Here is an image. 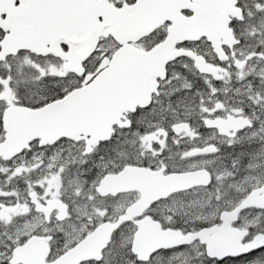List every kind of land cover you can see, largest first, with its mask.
I'll use <instances>...</instances> for the list:
<instances>
[{
	"label": "snow or ice",
	"instance_id": "1",
	"mask_svg": "<svg viewBox=\"0 0 264 264\" xmlns=\"http://www.w3.org/2000/svg\"><path fill=\"white\" fill-rule=\"evenodd\" d=\"M0 264H264V0H0Z\"/></svg>",
	"mask_w": 264,
	"mask_h": 264
}]
</instances>
